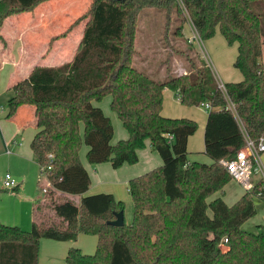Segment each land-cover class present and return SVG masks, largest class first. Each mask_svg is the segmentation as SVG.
Wrapping results in <instances>:
<instances>
[{
    "label": "trees",
    "instance_id": "16d2710c",
    "mask_svg": "<svg viewBox=\"0 0 264 264\" xmlns=\"http://www.w3.org/2000/svg\"><path fill=\"white\" fill-rule=\"evenodd\" d=\"M45 1L0 0V39L9 16L34 11ZM149 8L166 11L165 45L172 37L187 65L184 74L167 68L159 79L133 65L139 19ZM88 15L71 61L36 66L11 87L6 117L15 118L23 105L34 107L37 132L31 148L50 185L46 192L43 183L39 187L30 230L0 220V264H39L41 239L75 241L80 233L98 237L96 250L71 246L67 264H264V225L257 232L243 228L257 213L254 198H264V192L257 183L229 205L223 194L232 177L221 163L235 157L246 136H264V0H91ZM187 23L202 40L219 31L230 45L237 44L234 66L243 80L224 82L222 92L212 68L185 38ZM166 88L185 105L211 104L205 130L211 163L188 159V140L198 124L163 115ZM108 95L129 133L115 144L111 118L94 104ZM227 99L237 114L226 108ZM147 140L164 163L130 180L132 220L112 225L125 202L112 193L85 194L91 177L81 149L89 146L91 164L111 162L119 168L138 162ZM18 190L19 185L11 191ZM42 198H48L45 206L55 218H44Z\"/></svg>",
    "mask_w": 264,
    "mask_h": 264
},
{
    "label": "crops",
    "instance_id": "0c3cea01",
    "mask_svg": "<svg viewBox=\"0 0 264 264\" xmlns=\"http://www.w3.org/2000/svg\"><path fill=\"white\" fill-rule=\"evenodd\" d=\"M90 1L48 0L41 3L34 11L9 16L1 29L3 39H0V153L12 154L15 162L22 167L20 180H17L10 173L18 181L19 190L22 188L24 181H27L30 177H41L38 184L42 180H46L43 178L40 165L31 148V141L37 132L34 123V107L23 105L16 117L9 119L6 117L8 109L3 108V96L8 93L7 97L10 98L11 87L18 81L27 78L34 67L57 66L73 59L88 20L81 19L76 23L75 21L86 13ZM187 24L192 28L190 23ZM214 39L208 40L209 48L223 74L229 75V63L232 60L234 63L237 50L226 48L228 42L225 37L224 44H222L221 38ZM215 41H219L217 45L222 49L221 53L216 52ZM222 45L224 46L222 47ZM230 49L235 53L233 57V53L231 54L226 63L224 53ZM242 78L243 74L240 77L236 74V77H231L229 81H240ZM111 101L112 97L108 95L102 101H94V104L100 106L104 113L111 118L114 126L112 142L115 144L121 139L128 138L129 133L118 114L112 109ZM162 113L166 117L190 118L197 122L198 128L188 140V159L190 161L211 163L212 159L205 153V130L209 110L203 106L183 104L174 90L166 88L163 92ZM83 130L84 126L82 125V132ZM88 149L89 146L84 145L80 153L81 160L91 177V185L85 193L86 195L106 192L114 194L119 200H123L124 192L130 193L128 185L131 179L161 167L164 163L161 155L153 149L150 140H147L145 147L138 151V162L134 164L125 163L119 168L113 167L111 162L91 164L87 160ZM241 188L238 192L232 191V194L228 195L224 187L223 197L229 205L234 204L246 192L242 186ZM2 189L9 190L10 188L5 187ZM11 190L2 191L1 193L13 192ZM220 195L221 192L219 191L213 194L211 199ZM39 196L38 188L36 195L29 197L30 205H28V209L32 210L30 212L32 213V220L34 202ZM76 198L79 200V196H76ZM2 222L6 221L2 220ZM94 236L98 241V237ZM95 241L93 242L92 239L88 240L87 238H80L78 241H58L43 238L40 242L39 264H67L66 256L71 246H78L86 253H94L97 247H95ZM85 242H88L86 244L89 246H85Z\"/></svg>",
    "mask_w": 264,
    "mask_h": 264
},
{
    "label": "rangeland",
    "instance_id": "374dc122",
    "mask_svg": "<svg viewBox=\"0 0 264 264\" xmlns=\"http://www.w3.org/2000/svg\"><path fill=\"white\" fill-rule=\"evenodd\" d=\"M89 7L84 14V20L89 19ZM153 14H159L157 15V18ZM167 13L164 10H158L157 8H149L144 10L141 13L140 21H139V32L136 34V49L138 53L137 59L134 61V66L137 68L143 69L146 73L149 75L155 76L159 79H162L166 76L167 68H170L172 71V74L181 75L185 73L186 68V62L179 57L177 54V51L174 45L171 42L172 37L167 38L169 40V44L165 45V39L164 35L162 33V30L164 32V29L166 28L167 24ZM162 33V34H161ZM192 28L189 24L185 25V38L187 39L188 36H191ZM222 39V44H224V37L221 35L220 32L216 33L215 36L212 38ZM210 38V39H212ZM214 39V40H215ZM209 39L202 40V45L200 46L197 41L192 43V51L197 52L198 55L206 62L208 66L212 68L214 71V74L222 81L224 82H235V81H229L231 77H236V74L240 77L242 74L240 71L234 66L233 60L229 63V75H224L223 71L215 61L214 55L212 54L210 48H209ZM186 42V41H185ZM215 49L216 52L221 53L222 49L219 48V41H215ZM226 43V42H225ZM226 48H233L235 51L237 50V46L235 45H229L226 43ZM224 45H222L223 47ZM191 48V47H190ZM225 48V49H226ZM230 49L229 51L225 52V62L227 63L229 60V57H231V54L233 51ZM235 53V52H234ZM232 54V57L234 55ZM232 59V58H231ZM243 80V78L241 79ZM240 80V81H241ZM6 93L3 96V108L8 109V98ZM12 94V92H11ZM9 95V94H8ZM11 96V95H10ZM8 112V111H7ZM1 149V148H0ZM22 167L18 165L15 160L13 159L12 154H9L7 152L0 153V188H5L3 184V179L5 177V174L11 173L14 175L17 180H20L21 173H22ZM41 178V177H40ZM38 177H30L27 181H24V184L18 192H5L0 194V220L6 221L4 223L7 224H18L23 229L30 230L32 227V210L30 211V208L28 209V205H30L29 197H32L33 195H36L37 189L40 187L41 183H46V180H42L38 184V180L40 179ZM43 178L46 179V176L43 175ZM129 186V185H128ZM241 186L239 183H237L234 180H230L226 186L225 190L227 191L228 195L232 194V191L238 192L241 190ZM11 190V189H9ZM59 194H56V197ZM43 199V198H42ZM125 202V217L128 222L132 220L133 217V200L131 193L124 192V197L122 198ZM255 204L257 206V213L249 218L247 221L244 222L243 228L247 231L257 232L260 230V226L264 225V198L255 197L254 198ZM48 202V198H44L41 201V205L43 206V211H45V214L47 213V217H44L46 220H49V218H55L53 213L50 211V209L46 208L45 204ZM41 213V214H42ZM209 213H212V210L209 209ZM43 215V214H42ZM80 238H87L88 240L92 239V241H95V247L97 246V238L93 234H85L80 233L77 241ZM88 242H85V246H89L86 244ZM225 248V246L223 247ZM40 252V248H39Z\"/></svg>",
    "mask_w": 264,
    "mask_h": 264
},
{
    "label": "built area",
    "instance_id": "2783aa9c",
    "mask_svg": "<svg viewBox=\"0 0 264 264\" xmlns=\"http://www.w3.org/2000/svg\"><path fill=\"white\" fill-rule=\"evenodd\" d=\"M188 40L191 43L195 41L202 45V39L200 38L196 29L192 26L191 36H188ZM218 78V77H217ZM218 86L222 92H226L224 81L218 78ZM201 106L207 110L212 108L209 102L203 103ZM227 109L237 114L236 104L227 99ZM169 140L173 139V135L168 134ZM264 136H261L258 140L246 136V143L243 147L237 150L236 155L232 159H222L221 163L226 167L230 173L232 180L238 182L245 191H252L256 184L259 183L262 192H264ZM50 162L54 160V155L51 153L48 155ZM51 168V166H49ZM43 192L47 191V187L50 185V181L46 177V183L43 184ZM4 186L13 189L18 186V181L10 174H5ZM262 194L261 192L258 194ZM228 238L224 239L227 242Z\"/></svg>",
    "mask_w": 264,
    "mask_h": 264
},
{
    "label": "water",
    "instance_id": "95a60500",
    "mask_svg": "<svg viewBox=\"0 0 264 264\" xmlns=\"http://www.w3.org/2000/svg\"><path fill=\"white\" fill-rule=\"evenodd\" d=\"M109 223H111L112 225L121 227L124 225L125 223V212L122 210L119 213L116 214V219L113 221H110Z\"/></svg>",
    "mask_w": 264,
    "mask_h": 264
}]
</instances>
